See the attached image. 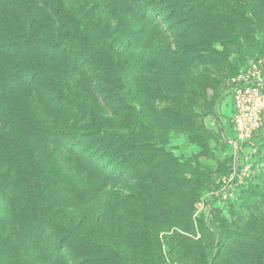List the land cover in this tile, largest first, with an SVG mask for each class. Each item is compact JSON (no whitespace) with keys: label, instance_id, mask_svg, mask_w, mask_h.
I'll list each match as a JSON object with an SVG mask.
<instances>
[{"label":"rangeland","instance_id":"374dc122","mask_svg":"<svg viewBox=\"0 0 264 264\" xmlns=\"http://www.w3.org/2000/svg\"><path fill=\"white\" fill-rule=\"evenodd\" d=\"M72 2L71 12L57 0H0V82L39 61L75 99L44 98L49 85L61 89L45 75L0 106V264H264V124L252 144L227 141V81L264 52V0ZM77 18L104 53L88 55ZM100 126L128 131L104 141L125 172L82 141L71 155L46 140ZM219 232L228 239L216 249Z\"/></svg>","mask_w":264,"mask_h":264},{"label":"trees","instance_id":"16d2710c","mask_svg":"<svg viewBox=\"0 0 264 264\" xmlns=\"http://www.w3.org/2000/svg\"><path fill=\"white\" fill-rule=\"evenodd\" d=\"M59 3V9L61 11H66L69 10L72 12V0H57ZM77 23L79 27V32H78V37L84 40L88 46V55L89 56H96L101 53H104V51L99 47L97 42L93 40L86 31V20L82 18H77ZM70 37L65 36L62 41H60L58 44H55L58 46L59 44H68L70 41L68 40ZM27 44L31 47H33L36 52L40 53L42 57L44 55H47V58L50 60L59 58L57 55V49H46L43 44H37L36 41L33 39H27L26 40ZM61 55V54H60ZM82 56L81 50H77L76 52H71V59L73 61H79V58ZM114 58L113 56H111ZM87 59V58H86ZM115 59V58H114ZM84 63V62H82ZM26 64V63H25ZM26 69V71H24ZM45 75H53L55 78V83L59 84L58 87H60V92H57L54 87L49 85L47 88L43 90L44 98L46 99H51L53 96L57 97L61 104L63 101L67 102V104H74L75 99L73 95L71 94V85L70 82L67 79L62 78L61 74L58 73V71L54 68H46L42 66V64L38 61L36 63L30 64L29 66L25 67L23 65L21 68H19V72L17 76L10 75L7 77V79L4 82H0V106L5 103V97L11 94V92H14L15 94H21L25 88L24 85L26 82H28L30 79L36 80L41 76ZM121 81L120 84V92L118 93V97L120 103H123L124 106L130 104V95H131V89L130 86L125 78H119ZM57 87V88H58ZM108 91L109 96L113 95V90L110 88H106ZM59 93V94H58ZM104 99V98H102ZM136 120H137V125L139 126H144V127H149V123L147 119L144 117L141 111H136ZM128 131L125 128H110L108 126H100L94 131H88L86 129H75L71 131H64V130H57L56 132L49 133L46 137V140L49 141L50 143L54 144L55 147L57 148H62L66 149L67 154H74L78 150L77 145L80 141H82L84 144L81 148V150L85 152H90L89 155H98L97 160H102V164L113 168L115 171H118L119 173L125 172L124 168H120V164H113V160L109 155H106V151L104 148V141L106 138L112 136V135H119L123 136L126 135ZM100 136H99V135ZM61 139L62 140H68L67 144H61ZM78 142V143H77ZM77 143V144H76ZM94 151V152H93ZM78 153V152H77ZM4 160V159H3ZM13 165L12 167L15 168V171L20 174L21 176L26 175V170L24 166L14 160V159H9ZM121 161H124L123 158H121ZM7 164L10 165V163L7 162ZM124 164V163H123ZM122 167H124L122 165ZM102 178H105L106 175H102ZM3 189L7 190V196L10 199H17L18 197V191L14 189L13 186L11 185H4L2 186ZM2 221V218L0 217V222ZM48 228L51 231H55L56 233L61 232L62 230L65 229V226L62 224H57L55 222L49 221L48 222ZM227 236L225 237L224 234L217 233V245L216 249H220L223 247V243L226 241Z\"/></svg>","mask_w":264,"mask_h":264},{"label":"built area","instance_id":"2783aa9c","mask_svg":"<svg viewBox=\"0 0 264 264\" xmlns=\"http://www.w3.org/2000/svg\"><path fill=\"white\" fill-rule=\"evenodd\" d=\"M227 92L228 126L233 133L227 141L235 148L252 144L264 124V52L228 79Z\"/></svg>","mask_w":264,"mask_h":264}]
</instances>
